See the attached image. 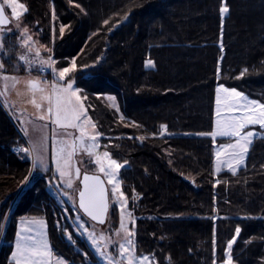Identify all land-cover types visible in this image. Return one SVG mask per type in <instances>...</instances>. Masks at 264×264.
<instances>
[{"label": "trees", "instance_id": "16d2710c", "mask_svg": "<svg viewBox=\"0 0 264 264\" xmlns=\"http://www.w3.org/2000/svg\"><path fill=\"white\" fill-rule=\"evenodd\" d=\"M20 1L23 25L51 49L55 65L69 67L75 58L71 77L101 146L127 162L120 178L137 217V251L158 264H225L240 227L233 264H264V138L254 139L238 171L216 174L215 140L206 135L214 129L218 84L264 102V0ZM224 6L230 11L221 14ZM19 56L5 73L18 72ZM107 94L117 96L119 111ZM19 143L26 148L0 101V264L11 263L18 222L30 216L47 221L57 254L88 264L91 248L67 240L58 226L50 172L34 170L18 195L32 168L29 153L13 151Z\"/></svg>", "mask_w": 264, "mask_h": 264}, {"label": "snow or ice", "instance_id": "6c2138e0", "mask_svg": "<svg viewBox=\"0 0 264 264\" xmlns=\"http://www.w3.org/2000/svg\"><path fill=\"white\" fill-rule=\"evenodd\" d=\"M6 5L10 7L12 15L17 20L21 16V9L27 11L25 5L18 3L17 0H4V3H0V53L4 56H8L12 50L11 46L9 48L5 47L6 33L3 30V26L8 23V17L5 15ZM229 11V8L226 6L220 8L221 14L228 13ZM53 19H55L54 13ZM59 31L62 37L64 26H61ZM24 33L25 35L27 34V29L24 30ZM29 41H31L30 36L23 40V44L28 47V54L19 56L18 61H22L29 71L34 67H38L40 71L47 72L48 68H51V74L54 77L51 84L35 80L23 81L33 96H39V103L36 99L32 101L36 108L44 113L38 119L41 121H50L54 129L57 127L60 129L71 128L79 131V136L74 139H57L54 132L52 149V159L55 163L54 174H58L67 186L71 187L73 177L72 159L77 150L86 151L90 156H94L99 173H102L107 179H101L100 175L84 174L82 179L83 186L79 191L78 208L82 209L84 214L91 218V220L103 223L109 208L108 193L109 191L113 193L121 209L120 229L122 233L121 238L124 241L120 244L121 260H116L100 246L99 240H104V247L107 246L108 240L106 237L101 236L97 239L93 232L85 228L86 234L91 238L92 243L97 247V251L106 259L108 264H123L124 260L127 261V264H149V258L147 256L137 257L134 251H132L134 248L135 233L130 232L125 223V218L128 221L132 220V213L127 211L128 201L124 197L121 184L117 177L127 162L122 164L118 160L113 159L109 152L104 151L100 153L98 151V141L102 134L99 132L95 135L89 133V128L94 130L95 124L92 123L91 117L88 115V108L83 102L86 97L80 95L79 87H74L75 81L66 84L61 83L69 73L77 68L75 58L71 60V67H63L57 72L55 68L56 61L54 59L40 60L37 64V60L31 58L33 53ZM9 44L11 45V42ZM35 55L37 57L39 56L38 50ZM147 63L151 65L153 62L149 60ZM3 68L4 65L0 62V81L3 82V90H0V96H4L7 100L6 93L9 91H16L17 95H22L17 91V86L22 81L16 76L3 75ZM15 69L19 71V63L15 65ZM244 71L246 72L247 69ZM243 74L241 73V75ZM84 76L85 73H81V77L83 78ZM216 93L217 119L215 122V130L206 135H209L213 140L217 137H228L234 140L233 143L221 145L217 149L215 153V170L219 173L221 168L226 166L228 170L235 173L245 164L249 148L257 136L255 131H245V129L257 125L264 129V103H261L260 100L250 99L244 92L238 91L236 88H226L223 84L217 87ZM221 93H223V100ZM97 95H100V93H97ZM108 100L113 102V107H116L115 96L109 95ZM221 108H224L225 112L222 113ZM117 111H119L118 108ZM121 119H123V116H121ZM27 123L25 121L26 125ZM167 127V125L162 126V134L167 132ZM40 131L41 135L36 140H33L29 136L30 147L24 148L22 151L30 154L32 168L34 170L39 169L47 172L50 170L49 161L45 155L48 148L47 136L43 134V127H41ZM25 135H29L27 128H25ZM261 136L264 138V134H261ZM139 139L143 141L145 137L141 136ZM31 175L32 173L29 174V176ZM79 175L80 170L77 168L75 169V176L79 178ZM27 183H30V179L26 177L25 185ZM219 183L217 181V185H214V187L218 186ZM106 185H111V189ZM60 195L68 194L61 192ZM73 204L75 205L74 200ZM46 227L44 220L21 218L19 230L15 234V250L12 252L13 264H53L51 260L52 251L49 245ZM241 231L242 229L240 227H236L235 236L227 244L228 258L225 264H233L231 250L233 244L236 242V238L240 236ZM121 233L117 235H121ZM69 238L71 239V235H69ZM55 264H66V262L58 259Z\"/></svg>", "mask_w": 264, "mask_h": 264}, {"label": "rangeland", "instance_id": "374dc122", "mask_svg": "<svg viewBox=\"0 0 264 264\" xmlns=\"http://www.w3.org/2000/svg\"><path fill=\"white\" fill-rule=\"evenodd\" d=\"M2 2L4 3V0H2ZM17 2L24 4L20 0H17ZM25 7L27 9L26 5H25ZM5 8L8 11L12 21H11V24L9 26L3 28V30L5 31V33L7 35V37L5 36L6 39L10 40L9 42H11L10 46L12 47V50L10 51L8 56H4L2 53H0V62H2L3 65H4L2 73H5L4 70L7 69V68H10V66L13 65L12 59L14 58L13 57L14 53H18L20 56L28 54V47L23 44V40L26 39L28 36L31 37V41H29V45L31 46L32 53H33L31 58L37 60V64L39 63L40 60H49L50 58L54 59V57L51 54H49V49L50 48L46 44H43V43L40 42V40L38 39V35L37 34H35L33 31H31L30 29H28L27 27H25L23 25L22 15L26 11L21 9V16H20L19 20H17V18L12 15L10 7H8L6 5ZM25 29H27V34L26 35L24 33ZM17 31H19V37H17V38L16 37L15 38L12 37L11 34H13L14 32H17ZM37 50L39 52V56L38 57L35 55ZM148 61L149 60H147V62ZM150 61H152V60H150ZM147 62H146V65L148 67H154V62L153 61H152L153 63L151 65H149ZM22 64H23V62L20 61V65L21 66H23ZM69 67H71V66H69ZM55 68H56L57 72L62 69V68H58L56 65H55ZM33 69L36 72L40 71L38 67H34ZM40 72L44 76H47V74H45L44 72H42V71H40ZM47 72H48L49 75H51V82H50V84H51L53 82V80H54V77L51 74L52 73V69L48 68ZM71 73H69L68 76H66L65 79L63 81H61V83H65L66 84L68 82L75 81L74 87H79L77 85V83H76V80L73 77H71ZM220 85L221 84H218L217 87H219ZM223 85L226 88H235V87L227 86L225 84H223ZM237 90L241 91L239 89H237ZM241 92H243V91H241ZM80 95L82 97H84L82 95L81 90H80ZM109 95H112V96L116 97V101H115L116 107H114V108H116V109L118 108L119 109V101H118L117 96L114 95V94H107V100H108V96ZM216 95H217V93H216ZM245 95H247L250 99H255V98H252L251 96H249L247 93H245ZM221 97H222V100H223V93H221ZM256 100H258V99H256ZM83 102L85 103V106L87 107L85 99H84ZM108 102L113 107V102L110 101V100H108ZM260 102L264 103L262 101H260ZM221 112L222 113L225 112V109L221 108ZM37 113H38V115L44 114V113H41L40 110ZM88 115L91 117L92 123L95 124V129L94 130L92 128H89V133L92 134V135H95L97 132L100 133V131L98 129V126H97L95 120L92 118L89 110H88ZM14 117L18 121V124H19L22 132H24V134H25V128H27V131H28L29 135H26V136L28 137V139H29V136H31L33 140L38 139L40 137V135H41L40 129H41V127H43V134L45 136H47L48 148H47V152H46L45 155H46V157H47V159L49 161V169H51L52 165H54V160L52 159V155H53V153H52V149H53V135H54V132H55V136H56L57 139H60V138L74 139V138L79 136V131L76 130V129H71V128H69V129H60L58 127L54 129V126L51 124L50 121H36L35 119L29 117V115H27V114L17 113L16 112V113H14ZM216 119H217V117H216V104H215V117H214V129H213V131L215 130ZM25 121L28 122L27 125L25 124ZM245 131H255L257 133L256 137L261 136V134H264V129L260 128L258 125L255 126V127H249L247 129H245ZM219 139H223V141L219 142ZM233 142H234V140L231 139V138H228V137H217V138H215L214 154L216 153L217 149L221 145L230 144V143H233ZM98 143H99L98 151L100 153H103L104 151H107V150L102 148L100 139H99ZM25 144H26V142H25ZM247 157H248V155H247ZM247 157H246L245 163L247 161ZM72 164H73V169H72L73 177H72V186L71 187H68L67 184L65 183V181L63 179H61L58 174H55L54 176H52V180L53 179L54 180L49 185L50 189H51V192L56 197V199L58 200V203L60 204V207H61V215H60L61 219L57 221L58 226L64 231V234H65V237H66L67 240H69L71 242H76V240L80 239V240L86 242V244L91 248L93 254L95 255V258H93L91 255L87 254L88 256H87L86 261H85L86 263H88V264H94V263H97V264H108L106 259L104 257H102L99 254V252L97 251V247L92 243L91 238L86 234L85 228H87L88 231L93 232L96 235L97 239H99L101 236L106 237L107 240H108L107 246L104 247V245H105V241L104 240H99L100 246L103 247L104 251L109 253L116 260H121L120 244L123 243L124 241L121 238V236H122L121 229H120L121 209H120L119 203L116 201L113 193L111 191H109L110 210H109V214H108L107 220L105 222L101 223V222L93 221V220H91V218L86 216L78 208V202H77L78 201V197H77L78 196V192L80 191V188H81L80 182H81L82 175L85 172L97 173V174H100L102 176H103V174L99 173L98 166L95 164L94 156H90L86 151L77 150L76 154L73 156ZM244 165H242V166H244ZM77 168L80 170L79 178H77L75 176V169H77ZM215 168H216V155H215ZM224 169H227V167L226 166L222 167L221 171L224 170ZM33 172H35V171H34L33 168H31L30 173H32V175L31 176H29V175L27 176V178L30 179V183H27V185H25V180H24L22 182V184H21V187H20L18 195H20L27 188H29V186H31L32 181L35 179L34 177L36 175ZM53 172L55 173V171H53ZM215 173L219 174V173L216 172V170H215ZM104 179H107V178L104 177ZM117 179L119 180V182L121 184V190H122V192L124 194V197L127 198L126 194L124 193V191L122 189V182H121L120 174L117 177ZM107 186H108L109 189H111V185H107ZM61 192H66L68 195L61 196L60 195ZM70 197H71V199H70ZM73 200L75 201V205L73 204ZM127 201H128V203H127V211L132 213V220L128 221L127 218H125V223H126V226H127L128 230L130 232H134L135 233V236H134V248L132 249V251H134V253H135V255L137 257L147 256L149 258V264H158L151 255L145 254V253H139L137 251V246H136V223H137V217H136L135 212L130 208L128 198H127ZM10 212H11V210L8 211V215L10 214ZM8 215L6 217H8ZM77 217H79V219H77ZM32 218L41 219V220H44L46 222V226H47L46 227V233H47L49 245H50V248H51V251H52L51 260L53 261V264H55V262L58 259L65 261L66 264H70V260L69 259H67L63 255L57 254L54 251V248H53V245L51 243L50 236H49V229H48L47 221L45 219L37 217V216L26 217V219H28V220H31ZM20 220H19V222H20ZM19 222H18L17 231L19 230ZM118 233H121V235H117ZM69 235H71V239L69 238ZM14 250H15V243H14ZM11 260H12V256H11ZM10 264H13V261ZM123 264H127V261L124 260Z\"/></svg>", "mask_w": 264, "mask_h": 264}, {"label": "crops", "instance_id": "0c3cea01", "mask_svg": "<svg viewBox=\"0 0 264 264\" xmlns=\"http://www.w3.org/2000/svg\"><path fill=\"white\" fill-rule=\"evenodd\" d=\"M22 65H23V69L21 68V70L18 72L2 73L3 75L16 76L22 81V83H20L17 86V91H19V93H21L22 95H17L16 91H9L6 93L7 100L5 99L4 96H0V101L2 102V104L5 107V109L7 110V112L13 118L14 122L16 123V126L18 127L19 131L21 132L23 139H25L24 141L27 144V145L25 144L26 148H29L30 147L29 146L30 145L29 139L24 134V132H22V130L18 124V121L14 117V113L17 112V113L27 114V115H29V117L35 119L36 121H41L38 119V117L40 116L37 113V112H39V109H37L36 106L32 103L33 99H36L37 102L39 103V96L38 95L33 96L31 91L28 89L26 83H24L23 81L35 80V81H40L43 83L50 84L51 76L48 73H47V76H44L40 71L36 72L34 69L29 71L27 66H25L24 64H22ZM0 90H3V82L2 81H0ZM24 148L25 147H23V149ZM30 158H31V156H30ZM53 171H55V163H54V165H52L51 169L49 171H47L46 173L50 172L52 174L51 176H54L55 174ZM41 172L45 173L44 171H41Z\"/></svg>", "mask_w": 264, "mask_h": 264}, {"label": "water", "instance_id": "95a60500", "mask_svg": "<svg viewBox=\"0 0 264 264\" xmlns=\"http://www.w3.org/2000/svg\"><path fill=\"white\" fill-rule=\"evenodd\" d=\"M0 3H3L2 2V0H0ZM5 15L8 17V23L6 24V25H4L3 26V28H5V27H7V26H9L10 24H11V21H12V19H11V17H10V15H9V13H8V11L6 10V8H5ZM84 174H88V175H100V174H97V173H88V172H85ZM83 174V175H84ZM83 175H82V178H81V182H80V184H81V188H80V190L82 189V179H83ZM101 176V179H104V177L102 176V175H100ZM107 186V185H106ZM108 187V186H107ZM78 203H79V192H78ZM108 203H109V208H108V212H107V214L105 215V217H104V221L103 222H105L106 220H107V218H108V214H109V210H110V196H109V193H108ZM82 212H83V210L82 209H80ZM84 213V212H83ZM86 215V214H85ZM87 216V215H86ZM96 222H99V221H96Z\"/></svg>", "mask_w": 264, "mask_h": 264}, {"label": "built area", "instance_id": "2783aa9c", "mask_svg": "<svg viewBox=\"0 0 264 264\" xmlns=\"http://www.w3.org/2000/svg\"><path fill=\"white\" fill-rule=\"evenodd\" d=\"M44 73L47 74V72H44ZM23 147H24V144L19 143V144L15 145V146L13 147V151H14V152H19V151H21V150L23 149Z\"/></svg>", "mask_w": 264, "mask_h": 264}, {"label": "bare ground", "instance_id": "6f19581e", "mask_svg": "<svg viewBox=\"0 0 264 264\" xmlns=\"http://www.w3.org/2000/svg\"><path fill=\"white\" fill-rule=\"evenodd\" d=\"M51 76V75H50Z\"/></svg>", "mask_w": 264, "mask_h": 264}]
</instances>
